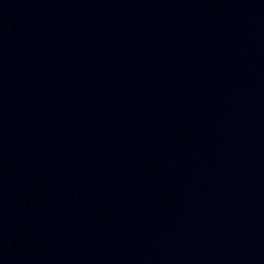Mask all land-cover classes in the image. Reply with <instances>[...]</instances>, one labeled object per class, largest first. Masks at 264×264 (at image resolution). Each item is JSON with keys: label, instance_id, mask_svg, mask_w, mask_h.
<instances>
[{"label": "water", "instance_id": "95a60500", "mask_svg": "<svg viewBox=\"0 0 264 264\" xmlns=\"http://www.w3.org/2000/svg\"><path fill=\"white\" fill-rule=\"evenodd\" d=\"M0 264H264V0H0Z\"/></svg>", "mask_w": 264, "mask_h": 264}]
</instances>
